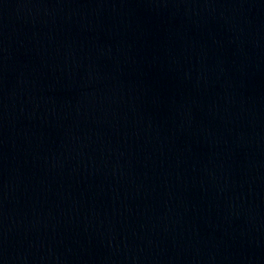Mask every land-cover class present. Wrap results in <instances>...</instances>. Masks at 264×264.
Instances as JSON below:
<instances>
[{
    "label": "water",
    "instance_id": "water-1",
    "mask_svg": "<svg viewBox=\"0 0 264 264\" xmlns=\"http://www.w3.org/2000/svg\"><path fill=\"white\" fill-rule=\"evenodd\" d=\"M0 264H264V0H0Z\"/></svg>",
    "mask_w": 264,
    "mask_h": 264
}]
</instances>
